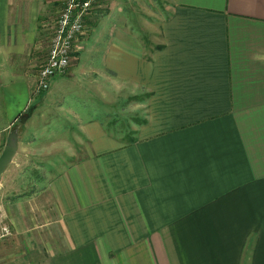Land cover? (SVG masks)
Here are the masks:
<instances>
[{"label": "crops", "instance_id": "1", "mask_svg": "<svg viewBox=\"0 0 264 264\" xmlns=\"http://www.w3.org/2000/svg\"><path fill=\"white\" fill-rule=\"evenodd\" d=\"M57 1L0 0V150L19 127L21 152L24 127L48 120L52 96L67 93L57 77L33 97ZM166 1L151 60L118 17L84 31L68 77L81 80L75 98L86 97L89 51L100 61L90 73L131 97L149 93L146 122L126 143L84 108H55L72 123L63 164L52 160L61 169L41 188L53 207L28 209L43 193L21 192L28 180L7 167L0 264H264V0Z\"/></svg>", "mask_w": 264, "mask_h": 264}, {"label": "rangeland", "instance_id": "2", "mask_svg": "<svg viewBox=\"0 0 264 264\" xmlns=\"http://www.w3.org/2000/svg\"><path fill=\"white\" fill-rule=\"evenodd\" d=\"M57 2L61 5L59 7L57 6L52 16L53 22H51L48 30L46 29L45 31L47 35L42 42L44 50H49L55 25L62 10V2L60 0ZM92 13L95 14L96 18L89 19L90 22L86 25L85 29L86 33L88 30H90V32L93 31L100 19L104 17H118V19L124 23V26L137 29L141 32L140 34L143 38L145 52L147 55H150L151 51L162 41L161 23L163 19L168 16L169 10L166 0H98ZM119 25L121 24L119 23ZM83 42L85 41L79 40L76 44V48H78L79 45L81 46ZM87 43L88 40L86 39L85 45ZM86 54H88V56L86 55V97L78 96L79 98H75L77 89L72 88L73 85L81 82V80L72 81L68 78L74 63H76V58L73 56L68 70L62 76L56 77L57 80L63 82V86H61L62 91L64 90L67 93L64 92L65 95H62L56 92L52 96L53 99H51V102H48L51 103L49 106L54 110L51 117H48L49 125L44 123L48 120L44 121L42 116L39 117L40 119L33 120L27 125L26 120L23 124L26 125L24 127L26 129V131L24 129V133L27 134L26 142L24 141L21 145V152L18 151L14 158L15 163H11L7 171V176L10 178L20 177L24 180H28L27 184L20 185L22 188L21 192H25L29 195L41 192V188L44 187V181L50 180L61 169L58 167L59 164L56 161L59 162L60 160L61 164H63L61 158L66 154H62L64 153L62 149H65L62 144L67 143V141L71 139V137L68 139L64 136L63 130L72 122L68 120L70 116H66V112H56L55 108L60 107L61 110H66V108L68 110H70V108H84L86 110V118L97 117L102 122L105 121L104 123L108 131L119 138H124L134 132L139 123L138 121L145 119L147 115L149 93L144 90L140 95L131 97L130 87L126 86L123 87V89H118L119 87L115 86L117 84H114L112 80H108L106 74L102 72L94 73V71L90 73V67H95L96 65V67L100 68V61L89 54V51H86ZM41 66V64L39 65V63H37L35 67L37 74ZM89 74L93 77L92 81L93 79L95 80L94 85L90 84L91 78ZM68 88H70V90ZM49 96H51V93ZM79 103L81 104L78 105ZM83 105L86 107H83ZM13 128L15 127H12V129ZM47 128H51V132L53 131L54 133H48V135L45 132V136H43L42 132L47 130ZM31 145L34 151L28 147ZM4 148L5 146L1 148L0 155ZM27 150H31L30 153H26L28 152ZM55 159L56 161L53 162L52 160ZM10 186L13 187L12 185ZM41 193H43L42 197H34L30 200L31 202H27L28 209H45V207H53V205L50 206L51 201L49 202V197L46 195L48 193L46 191Z\"/></svg>", "mask_w": 264, "mask_h": 264}, {"label": "built area", "instance_id": "3", "mask_svg": "<svg viewBox=\"0 0 264 264\" xmlns=\"http://www.w3.org/2000/svg\"><path fill=\"white\" fill-rule=\"evenodd\" d=\"M97 1L62 0V10L55 25L48 56L39 69L33 97L47 92L52 80L68 70L75 46L84 33L86 20ZM3 231L10 234L7 226L3 227Z\"/></svg>", "mask_w": 264, "mask_h": 264}, {"label": "water", "instance_id": "4", "mask_svg": "<svg viewBox=\"0 0 264 264\" xmlns=\"http://www.w3.org/2000/svg\"><path fill=\"white\" fill-rule=\"evenodd\" d=\"M26 120L27 116L24 115L21 117V123H25ZM18 142L19 127H15L10 132L5 148L0 155V182L7 167L13 162V159L18 152Z\"/></svg>", "mask_w": 264, "mask_h": 264}, {"label": "trees", "instance_id": "5", "mask_svg": "<svg viewBox=\"0 0 264 264\" xmlns=\"http://www.w3.org/2000/svg\"><path fill=\"white\" fill-rule=\"evenodd\" d=\"M162 47H163V45H158V46L156 47V49H161ZM146 58H147L148 60H151V56H150V55H147ZM43 93H45V92H43ZM43 93H42V94H43ZM138 122H139L138 124L145 123V122H146V119L139 120ZM110 126H111V125H110ZM135 134H136V132H135V130H134V132H132L130 135H127L126 137L121 138V139H122L124 142H126V143H134V142L136 141Z\"/></svg>", "mask_w": 264, "mask_h": 264}]
</instances>
